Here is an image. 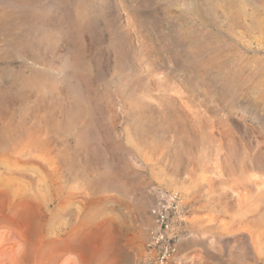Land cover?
Wrapping results in <instances>:
<instances>
[{"label": "rangeland", "instance_id": "374dc122", "mask_svg": "<svg viewBox=\"0 0 264 264\" xmlns=\"http://www.w3.org/2000/svg\"><path fill=\"white\" fill-rule=\"evenodd\" d=\"M263 137L264 0H0V264H141L158 190L178 264H264L226 175Z\"/></svg>", "mask_w": 264, "mask_h": 264}, {"label": "bare ground", "instance_id": "6f19581e", "mask_svg": "<svg viewBox=\"0 0 264 264\" xmlns=\"http://www.w3.org/2000/svg\"><path fill=\"white\" fill-rule=\"evenodd\" d=\"M79 2V1H78ZM17 6V5H16ZM14 7V6H13ZM19 8H21L20 6H18ZM69 7V6H68ZM71 7V6H70ZM69 7V8H70ZM84 7V6H83ZM11 8V7H10ZM79 9H80V6L78 7ZM13 9V8H12ZM17 9V8H16ZM28 9V8H27ZM26 9V10H27ZM76 9V8H75ZM20 10V9H19ZM76 10H78V9H76ZM85 10V9H84ZM84 10H81L80 9V11H83V13H84ZM28 11V10H27ZM29 11H31V10H29ZM24 13V12H23ZM28 12H26V14H27ZM80 13V12H79ZM33 15V14H32ZM75 15V14H74ZM76 16H78V14H76ZM77 18V17H76ZM78 18H80V19H82L83 18V16H82V18L79 16ZM77 18V19H78ZM79 19V20H80ZM75 21H77V20H75ZM74 21V22H75ZM81 22V21H80ZM74 24V23H73ZM81 24V23H80ZM77 25H78V23H77ZM76 25V26H77ZM82 25V24H81ZM79 27V26H78ZM81 27V26H80ZM75 29V28H74ZM78 29V28H77ZM77 29H76V31H77ZM80 30H81V28H79ZM80 30H79V32H77V33H80ZM81 34V33H80ZM8 46H10V45H8ZM7 46V47H8ZM12 46V45H11ZM11 46H10V48H11ZM9 48V47H8ZM80 50V49H79ZM17 51H18V49H17ZM20 52V51H19ZM21 53V52H20ZM71 58H69V60H70ZM65 61V60H64ZM67 63H68V61H67ZM70 63H71V61H70ZM69 64V63H68ZM65 66V65H64ZM66 66H68V65H66ZM65 66V67H66ZM65 67H62L63 68V70H64V68ZM117 67V66H116ZM126 68H128V67H126ZM68 69V68H67ZM125 69V68H124ZM51 70V69H50ZM60 70H62V69H60ZM58 70H56V73H58L57 72ZM67 71V70H66ZM126 71V70H125ZM125 71H123L124 73H125ZM117 72V71H116ZM128 72V71H127ZM69 73V72H68ZM55 74V73H54ZM53 75V74H52ZM51 75V76H52ZM114 75H116V74H114ZM62 76V75H61ZM64 76V75H63ZM119 76H121L120 74H119ZM118 76V77H119ZM129 76H130V74H129ZM115 77V76H114ZM117 77V78H118ZM122 77V76H121ZM66 78V77H65ZM54 79V78H53ZM57 79H58V77H57ZM69 79V78H68ZM56 80V79H55ZM64 79H62V81H63ZM70 80V79H69ZM61 81V82H62ZM67 81V80H66ZM123 81V80H122ZM125 81V80H124ZM262 81V80H261ZM69 82V81H68ZM72 82H73V80H72ZM78 82V81H77ZM77 82L75 83V81H74V83L75 84H77ZM63 83V82H62ZM71 83V82H70ZM115 83V82H114ZM124 83V82H123ZM122 83V84H123ZM127 83V82H126ZM55 84H57V83H55ZM108 84H110V83H108L107 82V85ZM113 83H111L110 84V86L112 85ZM133 84H134V82H133ZM132 84V85H133ZM126 85V84H125ZM124 85V86H125ZM128 85V84H127ZM126 85V86H127ZM131 85V86H132ZM136 85V84H135ZM71 86V85H70ZM122 86V85H121ZM129 86V85H128ZM65 87V86H64ZM72 87V86H71ZM66 88H68V87H66ZM130 88V87H129ZM132 88H133V86H132ZM71 89H73V88H71ZM112 89H114V88H112ZM123 89V87H121L120 89H115L117 92H122L121 90ZM127 89H128V87H127ZM66 90H70V89H66ZM64 91H65V89H64ZM129 91V90H128ZM137 91V90H136ZM66 92V91H65ZM64 92V93H65ZM261 92V91H260ZM54 93V92H53ZM67 93V92H66ZM70 93V92H69ZM68 93V94H69ZM72 93V92H71ZM119 93V94H120ZM125 93V92H124ZM131 93H132V91H131ZM137 93V92H136ZM257 93V92H256ZM74 94V93H73ZM72 94V95H73ZM128 94V93H127ZM130 94V93H129ZM263 94V93H262ZM260 95V94H259ZM59 96V95H58ZM58 96H56V97H58ZM65 96V95H64ZM67 96V95H66ZM65 96V97H66ZM70 97H71V95H69ZM121 96H122V94H121ZM125 96V95H124ZM127 96V95H126ZM132 95H129L128 97H131ZM63 97V96H62ZM68 97V96H67ZM70 97L69 98H67L68 100L70 99ZM168 97V96H167ZM166 96H165V98H167ZM172 98V97H171ZM64 99V98H63ZM66 99V100H67ZM131 99V98H130ZM60 100H62V98L60 99ZM124 100V99H123ZM134 100V99H133ZM137 100V99H136ZM255 100H256V98H255ZM132 101V100H131ZM64 102V101H63ZM67 103L68 102H70V101H66ZM66 102H64V103H66ZM75 102V101H74ZM133 102V101H132ZM132 102H129V103H132ZM136 101H134V103H135ZM177 102V101H176ZM66 103V104H67ZM128 103V104H129ZM137 103H139V102H136V104ZM178 103V102H177ZM125 104V103H124ZM67 105H69V104H67ZM66 105V106H67ZM131 106H133V105H131ZM130 106V107H131ZM135 106V105H134ZM127 107H128V105L126 106V109H127ZM257 107V106H256ZM68 108V107H67ZM66 108V109H67ZM126 109H124V110H126ZM131 109V108H130ZM133 109H134V107H133ZM180 109V108H179ZM68 110V109H67ZM66 110V111H67ZM129 110V109H128ZM131 111V110H130ZM261 111V110H260ZM195 112H197V111H195ZM63 113V112H62ZM187 114H188V111H187ZM194 114V113H193ZM256 114H257V112H256ZM64 116V115H63ZM203 116V115H202ZM67 118V117H66ZM63 119V118H62ZM61 120V119H60ZM258 120V119H257ZM260 120V119H259ZM59 121V120H58ZM69 121V120H68ZM238 121V120H237ZM241 121V120H240ZM240 121H238V122H240ZM65 122V121H64ZM58 123V122H57ZM81 123H83V122H81ZM47 124V123H46ZM54 124V123H53ZM66 124V123H65ZM65 124H64V127H68V126H65ZM69 124V123H68ZM67 124V125H68ZM72 124V123H71ZM240 124V123H239ZM79 125V124H78ZM62 126V125H61ZM213 126V125H212ZM240 126H242V125H240ZM245 126V125H244ZM47 127V126H46ZM71 127V126H70ZM237 127V126H236ZM247 127V126H246ZM252 127V126H251ZM69 128V127H68ZM230 127H228L227 129H228V131L230 130L229 129ZM247 128H249V127H247ZM246 128V129H247ZM219 129V128H218ZM226 129V128H225ZM243 129V128H242ZM260 129H261V126H260ZM49 130V129H48ZM67 130V129H66ZM69 130V129H68ZM67 130V131H68ZM221 130H222V128H221ZM220 130V131H221ZM250 130H251V128H250ZM65 131V130H64ZM253 131H255L256 132V129L255 130H253ZM59 132H61V131H59ZM217 132H218V130H217ZM233 132V131H232ZM234 132H235V129H234ZM238 132V131H237ZM247 132V131H246ZM215 133V132H214ZM219 133V132H218ZM222 133V132H221ZM227 133V132H226ZM259 133V132H258ZM62 134V133H61ZM235 134V133H234ZM246 134V133H245ZM228 137V136H227ZM236 137V136H235ZM256 137V136H255ZM78 138V137H77ZM80 138V137H79ZM259 138V137H258ZM264 138V137H263ZM81 139V138H80ZM79 139V140H80ZM224 139V138H223ZM257 139V138H256ZM75 140V139H74ZM218 141H219V139H217ZM227 140H229L228 138H227ZM239 140V139H238ZM260 140H262V139H260ZM220 141H222V140H220ZM219 141V142H220ZM232 141H234V140H232ZM244 141V140H243ZM255 141V140H254ZM80 142V141H79ZM78 142V143H79ZM229 142V141H228ZM231 142V141H230ZM258 142V141H257ZM77 143V144H78ZM259 143V142H258ZM257 143V144H258ZM230 144V143H229ZM238 144V143H237ZM257 144H255V145H257ZM219 145H221V144H219ZM232 145H233V143H232ZM240 146V145H239ZM259 146V145H258ZM230 147V146H229ZM232 147V149L230 150L229 149V151H231V152H228V153H230V155H229V161H230V164H231V168L229 169V170H231L230 172H229V174H226V175H230V173L232 174V175H230V178H231V180H232V183H233V185H231L232 187H230L231 188V196H232V198H235L236 200H237V202H244V201H247V200H252V199H259V200H264V173L262 172L261 173V170H263V167H264V144L261 146V147H259V148H257L256 150H255V152H251V154H249L248 153V156L247 157H240V155H242L240 152H243L241 149H240V152H238V147L236 146V145H234V146H231ZM253 147V146H252ZM220 148V147H219ZM240 148H241V146H240ZM246 148V147H245ZM243 149V148H242ZM244 150V149H243ZM247 150V149H246ZM251 150V149H250ZM254 150V149H253ZM248 151V150H247ZM240 153V154H239ZM221 154V153H220ZM226 154V153H225ZM244 154V153H243ZM247 155V154H246ZM222 156H224V155H222ZM226 156H228V155H226ZM223 159V158H222ZM221 158H220V160H222ZM224 161H225V157H224ZM224 161H222V164H224V163H227V162H224ZM224 162V163H223ZM227 165H229V164H226V166ZM225 166V167H226ZM224 167V166H223ZM222 167V168H223ZM229 167H230V165H229ZM228 167V168H229ZM227 168V169H228ZM228 170V171H229ZM221 171H223V170H221ZM220 171V172H221ZM226 171V170H225ZM224 172V171H223ZM225 173V172H224ZM229 177V176H228ZM226 179H227V177H226ZM238 184H240V185H244V186H242L243 188L242 189H240V187H239V189L238 188H236L237 186H238ZM230 186V185H229ZM254 201H256V200H254ZM248 202V201H247ZM246 202V203H247ZM252 202V201H251ZM259 202H262V201H259ZM259 202H257V203H259ZM239 203H238V205H239ZM260 205V204H259ZM258 205V206H259ZM258 208V207H257ZM261 208V207H260ZM263 208V207H262ZM262 208H261V213L263 212L262 211ZM253 209V208H252ZM264 209V208H263ZM251 210V209H250ZM245 211V210H244ZM264 213V212H263ZM262 213V214H263ZM241 214V213H240ZM257 214H258V212H257ZM264 216V215H263ZM262 216V217H263ZM259 217H260V215H259ZM262 222L264 221V219L262 220V219H260ZM264 223V222H263ZM260 225H261V223H260ZM261 228V227H260ZM264 229V228H263ZM7 238V239H6ZM5 239L7 240V242L9 241V239H11L10 237H9V239H8V236L6 237ZM5 240V241H6ZM4 241V242H5ZM6 242V243H7ZM11 241H9L8 242V244H12V243H10ZM14 242V241H13ZM15 243V242H14ZM14 243L12 244V247L14 246ZM7 245V244H6ZM7 247H11V246H7ZM8 249V248H7ZM11 249H13V248H11ZM17 250V249H16ZM6 251V250H5ZM11 251V250H10ZM7 252V251H6ZM5 252V253H6ZM12 252V251H11ZM11 252H7L8 254L10 253L11 254ZM16 252V251H15ZM7 254V255H8ZM9 254V255H10ZM12 254H16V253H13L12 252ZM14 256V255H13ZM9 257V256H8ZM10 257H12V255H10ZM15 258H16V255H15ZM14 259V258H13Z\"/></svg>", "mask_w": 264, "mask_h": 264}, {"label": "built area", "instance_id": "2783aa9c", "mask_svg": "<svg viewBox=\"0 0 264 264\" xmlns=\"http://www.w3.org/2000/svg\"><path fill=\"white\" fill-rule=\"evenodd\" d=\"M150 216L153 228L141 264H178L177 242L186 218L180 193L158 190Z\"/></svg>", "mask_w": 264, "mask_h": 264}, {"label": "crops", "instance_id": "0c3cea01", "mask_svg": "<svg viewBox=\"0 0 264 264\" xmlns=\"http://www.w3.org/2000/svg\"><path fill=\"white\" fill-rule=\"evenodd\" d=\"M250 239H248V238H246V241H245V243L247 244L246 246H249L251 243H250Z\"/></svg>", "mask_w": 264, "mask_h": 264}]
</instances>
